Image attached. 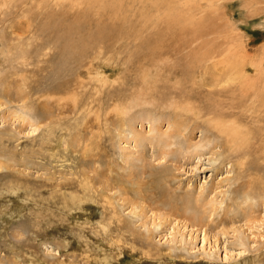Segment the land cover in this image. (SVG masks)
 <instances>
[{"label": "rangeland", "instance_id": "1", "mask_svg": "<svg viewBox=\"0 0 264 264\" xmlns=\"http://www.w3.org/2000/svg\"><path fill=\"white\" fill-rule=\"evenodd\" d=\"M259 91L264 0H0V264H264Z\"/></svg>", "mask_w": 264, "mask_h": 264}, {"label": "bare ground", "instance_id": "2", "mask_svg": "<svg viewBox=\"0 0 264 264\" xmlns=\"http://www.w3.org/2000/svg\"><path fill=\"white\" fill-rule=\"evenodd\" d=\"M168 20L166 21L167 22V29H170L171 27H170V25H169V23H172V22H179L178 21V17H175V16H173L172 17V15L170 14V13H168ZM180 24H182V19L180 20ZM160 28H162V30L163 29H165V27H160ZM167 38V37H166ZM156 41H158V42H160V44H159V47H156L155 46V49L156 50H159V52L161 53V51L162 50H164L165 49V42L164 41H161L160 39H159V37H158V39H156ZM99 51V50H98ZM162 53H163V51H162ZM99 54H101V53H99ZM161 55V54H160ZM102 56V55H101ZM210 57H212V56H210ZM208 59H209V57H207ZM213 58V57H212ZM206 60L207 59H202L201 60V62H206ZM210 60V59H209ZM208 61V60H207ZM256 100H257V102L260 104V106H262V108L264 107V91H262V92H257V97H256ZM264 109V108H263ZM131 126V125H130ZM132 128V127H131ZM219 133V132H218ZM223 133L227 136V138L229 139V144H236L237 145V147H239V149L240 148H242L243 147V145L244 144H240L239 143V138L240 137H238V132H237V130H235V131H233V132H228V130H224L223 131ZM230 133V134H229ZM227 142V141H226ZM228 144V145H229ZM240 145V146H239ZM230 146V145H229ZM233 147V146H232ZM234 149V148H233ZM238 151H240V150H238ZM237 152V151H236ZM241 152V151H240Z\"/></svg>", "mask_w": 264, "mask_h": 264}]
</instances>
